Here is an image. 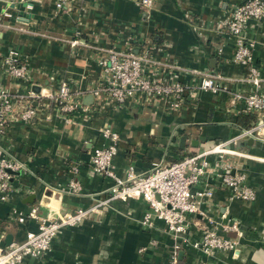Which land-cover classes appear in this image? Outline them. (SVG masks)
<instances>
[{
  "label": "crops",
  "instance_id": "1",
  "mask_svg": "<svg viewBox=\"0 0 264 264\" xmlns=\"http://www.w3.org/2000/svg\"><path fill=\"white\" fill-rule=\"evenodd\" d=\"M242 1L154 0L147 9L138 0H67L56 13L55 0H31V9L19 0H0V86L10 94L29 95L25 102L36 108V116L28 122L14 115L0 138L2 148L24 165L13 173L9 198L0 200V241L10 234L13 242H19L37 228L33 219L19 223L13 209L26 214L38 206L40 216L53 217L110 198L113 179L90 168L92 150L108 143L102 127L118 134L112 170L125 178L129 167L144 175L152 171L153 163L169 164L233 137L241 129L237 123L241 114L252 115V125L258 115L243 112L242 103L233 104L227 89L186 93L177 110L164 98L143 94L122 105L94 98L88 117L83 112L68 117L57 114L54 101L60 84L66 82L71 91L83 93V103L102 82L99 61L107 58L109 50L145 53L146 75L154 79L193 87L204 75H213L230 90L264 95V21L250 19L244 30V39L254 44L251 53L259 69L258 87L247 79L249 64L234 61V38L225 30L224 20ZM3 12L13 16L2 17ZM10 49L18 51L20 64H26L25 79L7 73L3 58ZM21 104L15 102V114ZM182 136L185 142L180 147ZM233 147L249 157L225 155L220 163L230 164V172H244L255 198H231L215 179L211 202L201 206L204 215L189 216L186 230L189 241H195L207 216L223 222L225 213L238 223L240 236L226 234L238 245L232 251L205 255L181 242L179 264H264V142ZM207 159L219 161L215 154ZM72 177L79 180L80 193L66 191ZM201 186L195 185L193 191ZM48 191L51 204L52 198L57 201L50 210L41 206ZM148 210L142 197L110 198L78 225L61 228L43 257H26L23 264H169L171 250L180 239H174L156 217L152 226L142 225Z\"/></svg>",
  "mask_w": 264,
  "mask_h": 264
},
{
  "label": "built area",
  "instance_id": "2",
  "mask_svg": "<svg viewBox=\"0 0 264 264\" xmlns=\"http://www.w3.org/2000/svg\"><path fill=\"white\" fill-rule=\"evenodd\" d=\"M67 0H55V9L60 11L66 7ZM144 8H151L154 0H138ZM5 16H10L4 13ZM264 21V0H243L235 5L224 20L226 32L234 38V61L241 65L249 64L247 79L253 86H259V69L252 61L253 42L244 39V30L249 20ZM77 41L73 40L72 45ZM14 51H8L3 58V65L7 73L14 78H25L27 68L19 62ZM149 62L147 55L130 51L109 50L107 58H102L99 64L103 67L102 82L91 91L98 100L109 99L111 103L122 105L129 98L143 94L149 98L166 99L173 110L179 109L186 93L197 92L202 89L217 91L227 89L231 91V102L242 103V110L246 113H256L257 120L247 128H241L233 137L217 142L213 147L195 152L181 159L161 165L153 163L150 173L138 175L132 167L128 168L125 178L117 177L112 170V160L117 152L118 134L107 127L100 132L108 139V143L92 150L90 168L97 173L112 178L114 183L109 188L110 198L126 200L130 197H142L148 204L149 210L144 213L141 224L152 226V218L156 217L164 222L166 229L174 239H180L171 250L169 264H179L178 245L189 243L205 255L214 251H232L238 245V240L226 234L235 232L241 235L235 219L228 218L225 213L216 221L207 216L201 228L200 237L189 241L187 237L188 217L196 213L202 215L201 206L210 203L214 193V180L227 188L231 198L251 201L256 196L253 187L246 184V175L239 170L230 172L231 165L221 162L225 155L248 158L249 155L235 148L245 138H252L264 142V95L255 90L250 93L230 90L222 85L213 75H204L201 81L193 87L184 83L154 79L146 75L145 66ZM33 96V94H31ZM80 91H71L66 82H62L54 96L55 112L64 116L83 112L88 117L89 105L81 102ZM29 95L10 94L0 88V138L5 135L7 125L14 115L19 120L28 122L36 116L35 106L26 103ZM25 100V101H23ZM22 105L15 114V102ZM91 105V104H90ZM231 145V146H229ZM215 154L219 161L210 163L208 155ZM24 169L23 163L6 152L0 144V198H4L10 189L13 173ZM74 172L76 168L72 169ZM202 183L200 189L193 191L195 185ZM82 187L75 177L69 179L66 191L72 194L80 193ZM109 198V199H110ZM108 199V200H109ZM103 200L89 209H78L75 213L57 214L53 217L39 215L38 206H34L26 214L13 209L12 216L19 223L27 218L37 222L36 230L27 231L25 238L19 242H12L4 248L0 247V264H23L26 257L41 258L51 249L52 240L65 226H72L81 222L97 206L106 203ZM221 231V232H220Z\"/></svg>",
  "mask_w": 264,
  "mask_h": 264
},
{
  "label": "water",
  "instance_id": "3",
  "mask_svg": "<svg viewBox=\"0 0 264 264\" xmlns=\"http://www.w3.org/2000/svg\"><path fill=\"white\" fill-rule=\"evenodd\" d=\"M93 95L92 94H89L87 96L84 97V102L83 104L85 105H90L92 102H93ZM184 142H185V137L182 136L179 140V146L180 147H183L184 146ZM253 142V139L252 138H245L244 141H241L237 144L238 147H241L243 145H245V143H252ZM51 191H48V194L46 195H50ZM32 196L28 199L29 201H32ZM13 242L12 240V235L8 234L2 241H0V247L4 248L5 246H8L10 245L11 243ZM182 256V251H180L178 253V257L181 258Z\"/></svg>",
  "mask_w": 264,
  "mask_h": 264
},
{
  "label": "rangeland",
  "instance_id": "4",
  "mask_svg": "<svg viewBox=\"0 0 264 264\" xmlns=\"http://www.w3.org/2000/svg\"><path fill=\"white\" fill-rule=\"evenodd\" d=\"M20 1V4L22 3L25 7H26V9H31L32 8V4H31V0H25L24 2H21V0H19ZM55 13V12H54ZM56 13H57V11H56ZM9 14V13H8ZM10 16H13L11 13L9 14ZM5 15H4V12L2 13V17H4ZM12 52L14 51V53L16 54V58H20L19 57V53H18V51L17 50H15V49H10ZM9 50V51H10ZM14 54V55H15ZM17 62H19V60H17ZM23 66H26V64L25 63H21ZM26 72H27V70H26ZM26 77H27V75H26ZM25 79V78H24ZM0 88H1V86H0ZM23 101H25V100H23ZM21 105H25L24 104V102H22V104ZM20 109V108H19ZM10 190L11 189H9L8 190V192L5 194V196H4V198L2 199V198H0V200L1 201H6L8 198H9V192H10ZM75 225H78V224H75ZM75 225H72V226H75ZM25 238V237H24Z\"/></svg>",
  "mask_w": 264,
  "mask_h": 264
},
{
  "label": "trees",
  "instance_id": "5",
  "mask_svg": "<svg viewBox=\"0 0 264 264\" xmlns=\"http://www.w3.org/2000/svg\"><path fill=\"white\" fill-rule=\"evenodd\" d=\"M245 119H246V122L244 123L243 120H245ZM252 120H254V117L252 115H250V114L242 115L241 114V115H239V119L237 120V123L239 126H241V128H247L250 126L249 122Z\"/></svg>",
  "mask_w": 264,
  "mask_h": 264
},
{
  "label": "bare ground",
  "instance_id": "6",
  "mask_svg": "<svg viewBox=\"0 0 264 264\" xmlns=\"http://www.w3.org/2000/svg\"><path fill=\"white\" fill-rule=\"evenodd\" d=\"M49 198H51L50 196H48V195H46L45 196V198H42V200H41V206L42 207H48V209L50 210V209H52V207L50 206V205H52V206H56L57 207V201H55L53 198H52V204H51V200H49ZM41 207V208H42Z\"/></svg>",
  "mask_w": 264,
  "mask_h": 264
}]
</instances>
